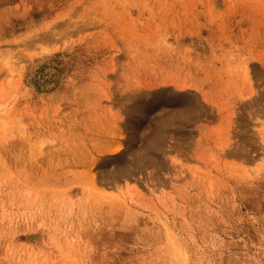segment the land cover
Instances as JSON below:
<instances>
[{
  "label": "rangeland",
  "instance_id": "374dc122",
  "mask_svg": "<svg viewBox=\"0 0 264 264\" xmlns=\"http://www.w3.org/2000/svg\"><path fill=\"white\" fill-rule=\"evenodd\" d=\"M0 264H264V0H0Z\"/></svg>",
  "mask_w": 264,
  "mask_h": 264
}]
</instances>
